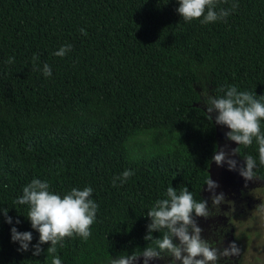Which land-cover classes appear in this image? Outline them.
I'll return each mask as SVG.
<instances>
[{
    "label": "trees",
    "instance_id": "obj_1",
    "mask_svg": "<svg viewBox=\"0 0 264 264\" xmlns=\"http://www.w3.org/2000/svg\"><path fill=\"white\" fill-rule=\"evenodd\" d=\"M214 2L239 6L205 24L184 21L178 0H0V264H110L151 243L147 213L168 187L204 200L218 137L202 94L234 85L264 96V0ZM239 147L242 166L251 155L264 181L256 139ZM125 170L134 175L113 187ZM33 179L61 198L92 187L88 239L73 234L33 256L30 205L15 203ZM12 227L32 232L29 251L12 242Z\"/></svg>",
    "mask_w": 264,
    "mask_h": 264
},
{
    "label": "clouds",
    "instance_id": "obj_2",
    "mask_svg": "<svg viewBox=\"0 0 264 264\" xmlns=\"http://www.w3.org/2000/svg\"><path fill=\"white\" fill-rule=\"evenodd\" d=\"M178 14L184 21L201 20L202 23L215 22L224 19L232 11L238 8V4H233L231 8H221L216 10L214 0H178ZM207 9V11H206ZM87 35L86 31H83ZM70 44L62 46L53 55L64 57L71 51ZM38 60L34 55L33 63ZM7 63H14V58L10 57ZM45 77L52 75L48 64L43 65ZM223 96L217 97L203 93L206 100V108L209 119L212 114L215 116V124L226 126L230 129L226 133L229 141L235 142L239 146H250L253 138L259 145V163L264 165V134L261 133V121L264 120V96L257 100L255 96L247 91H239L236 86H229L227 89H220ZM240 147L233 149L231 155L239 154ZM212 160L223 166L227 163L229 171L237 170V161L229 158V153L224 149L214 152ZM246 166L239 168V174L245 180H252L256 168V160L251 156L244 158ZM134 175L131 170H125L121 176L113 179V187L116 182L126 183ZM208 190L213 192L212 202L215 207L224 202L223 193L216 195L214 189L218 185L209 179L205 182ZM93 189L91 186L83 188H72L63 198L50 191L47 181L33 179L31 183L23 188V196L15 203L20 205H30L27 219L31 222V227L39 233V241L33 246V256H40L43 253L42 245L49 244L47 253H54L56 246L66 237L77 234L85 240L91 236L90 227L95 221L98 205L90 197ZM166 199L157 200L147 217L151 222L147 225L148 234L144 239L151 242L141 253L133 252L131 255H120L112 259L110 264H136L139 258L143 257V264H149L152 260L172 258V264H217L221 257L231 258L240 255V249L236 243H231L222 251L213 244L202 239V229L193 218H208L212 215L207 206L206 200L196 201L188 187L184 186L179 192L172 186L168 187ZM256 212L264 214V204L259 205ZM8 224L13 220L8 216V210H3ZM19 224L20 221L16 220ZM160 232V238H154L153 233ZM178 239L179 243H174ZM11 240L18 243L20 251H29L33 241L32 232H20L16 227L11 228ZM62 246V245H61ZM51 264H62L61 259L56 256L51 260Z\"/></svg>",
    "mask_w": 264,
    "mask_h": 264
},
{
    "label": "rangeland",
    "instance_id": "obj_3",
    "mask_svg": "<svg viewBox=\"0 0 264 264\" xmlns=\"http://www.w3.org/2000/svg\"><path fill=\"white\" fill-rule=\"evenodd\" d=\"M209 94V91L208 93ZM202 102L198 105L205 109V97L202 94ZM217 113L212 114L215 122ZM218 149H224L229 153V158L237 161V170L229 171L227 163L218 166L212 162L211 179L218 185L214 192L216 195L223 193L224 202L218 208L213 205V192L208 186L203 190V198L212 215L208 218H193L203 230L202 239L218 247L221 251L231 243H236L240 249L239 256L231 258L221 257L217 264H264V214L256 212V208L264 204V181L259 178L245 180L239 174V168L243 165L237 155H231L237 148L235 142L229 141L226 133L230 131L226 126L217 125ZM174 243H179L176 239ZM136 264H143L141 256ZM149 264H172V258L152 260ZM181 264V262H177Z\"/></svg>",
    "mask_w": 264,
    "mask_h": 264
}]
</instances>
